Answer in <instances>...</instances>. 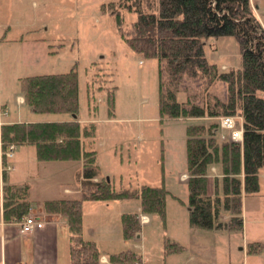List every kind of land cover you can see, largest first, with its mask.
Returning <instances> with one entry per match:
<instances>
[{
    "label": "rangeland",
    "instance_id": "374dc122",
    "mask_svg": "<svg viewBox=\"0 0 264 264\" xmlns=\"http://www.w3.org/2000/svg\"><path fill=\"white\" fill-rule=\"evenodd\" d=\"M116 0H0V118L53 121L72 118L68 112L32 111L21 95L20 78L39 73L64 72L74 67L77 78V111L80 120H92L99 171L115 188L140 183L167 189L164 218L155 212H141L137 199L111 200L109 206L86 207L85 222L96 217L93 231L101 254L128 248L143 253L142 264H264V166L258 171V190L243 195L242 229L197 228L188 223L185 126L217 121L218 116L160 117L157 113V60L135 53L120 36L114 17L102 4ZM256 16L264 29V0H253ZM122 27L128 28L135 13L121 9ZM206 61L218 70L240 66L239 45L232 35L202 38ZM99 84L104 87L97 89ZM115 85L113 114H108L105 87ZM185 87L197 98L215 92L223 96L224 86L215 81L209 87L201 79L188 78ZM178 101L187 98L181 87ZM95 107V109L93 108ZM19 113V115H17ZM6 114V115H5ZM216 135L228 138L229 129L217 126ZM12 150V149H11ZM72 161L74 171L78 162ZM214 167V171H211ZM220 185L218 164L208 167V191L212 177ZM77 177L69 182L79 187ZM74 194H76L74 192ZM79 194L74 195L77 197ZM147 216L141 235L121 236L120 211ZM228 210L221 209L223 214ZM228 218V217H227ZM95 222V221H94ZM178 241L184 247L164 252L163 240ZM124 241V243H123ZM258 241L255 251L246 242ZM95 242V243H96ZM141 244L138 248L135 244Z\"/></svg>",
    "mask_w": 264,
    "mask_h": 264
},
{
    "label": "trees",
    "instance_id": "16d2710c",
    "mask_svg": "<svg viewBox=\"0 0 264 264\" xmlns=\"http://www.w3.org/2000/svg\"><path fill=\"white\" fill-rule=\"evenodd\" d=\"M113 17L120 36L139 56L157 60V113L160 117H202L239 114L241 141L216 135L217 121L185 126L186 187L188 223L209 229H242V196L258 190V171L264 166V29L249 0H116L102 4ZM121 9L135 13L128 28L122 27ZM232 35L238 42L240 66L218 70L206 61L202 38ZM201 79L208 87L215 81L224 86L223 96L196 97L185 87L186 79ZM104 87L99 84L96 88ZM181 87L187 98L178 101ZM23 101L33 111H77V78L74 67L64 72L39 73L20 78ZM115 85L105 87L108 114H113ZM95 109V107H93ZM94 121L80 123L75 117L53 121H12L0 123V148L29 143L38 160H81L79 195L45 199L44 212L58 213L68 229L69 264H131L136 254L130 250L110 253L101 261L94 240L82 236L81 205L85 200L137 199L141 212H155L164 218L162 185L140 183L115 188L100 175L93 149L84 140L94 136ZM220 168V185L212 178L213 192H207V170ZM1 218L16 222L28 213V186L1 184ZM228 210L226 220L220 210ZM121 236L127 239L139 230L136 212L120 214ZM258 241L246 242V251H255ZM165 237L164 252L179 248Z\"/></svg>",
    "mask_w": 264,
    "mask_h": 264
},
{
    "label": "crops",
    "instance_id": "0c3cea01",
    "mask_svg": "<svg viewBox=\"0 0 264 264\" xmlns=\"http://www.w3.org/2000/svg\"><path fill=\"white\" fill-rule=\"evenodd\" d=\"M249 2L253 12L255 13L253 0H249ZM17 100L22 101V95H17ZM17 115H19V113H17ZM75 118L80 123L86 122L84 120L78 119L76 117V114ZM58 120L68 119L64 118ZM12 121H37V119L25 120L20 118V115L13 120H1L0 118V123ZM83 142L85 144L83 145L84 148L92 149L89 146L90 144L88 140L85 139ZM11 149L12 150L10 156H5L4 151L6 149L1 150L0 148V195L2 182L15 184L25 183L28 186V200L30 203L28 213L36 216L39 220H41L42 226H35L27 231L20 232L16 223L17 221L4 222L1 218L0 196V264H69L68 229L65 218L58 213L44 212L42 202L45 199L75 197L74 195L79 194L78 185L77 188H73V185L69 181L74 179L75 175V177H77L78 179L77 182L79 183L81 160H76L78 162V169L77 171H74L71 167L72 161L70 160H38L36 158L35 149L32 144H15ZM211 171H214V167H211ZM100 175L102 174L100 173ZM184 176L186 175H183V177ZM208 177L209 176H207V192L209 194H212L213 186L212 191H208ZM108 180H110V178ZM74 192L76 194H74ZM110 202L112 201L85 200L82 202V236L84 238L92 239L96 242L94 234H92L93 231L96 230V227H94L92 224H98V219L96 217L91 218L94 219L95 222L91 221L89 224L88 222H85L84 218L86 214V207L96 209L97 207H99V205L103 204L105 206H109ZM122 212L125 211H120L118 215H120ZM140 215H144V213H141ZM140 215L138 216L140 225L148 222V218L146 215H144L146 216V221H141ZM227 215V213L223 214L221 218L226 220L228 217ZM140 235L141 231L139 230L134 233L135 238H139ZM175 242L178 243V241ZM179 245L180 246L178 249L184 247L181 244ZM135 246L138 248L142 247L139 243L135 244ZM125 249L126 248H119L118 250H113L111 253ZM178 249H176V251H178ZM99 252L100 259L102 258L107 261V256L110 253L104 252L101 254L100 250ZM136 257V261H138L139 264H142L141 261L144 258L143 253L141 251L139 253H136Z\"/></svg>",
    "mask_w": 264,
    "mask_h": 264
},
{
    "label": "built area",
    "instance_id": "2783aa9c",
    "mask_svg": "<svg viewBox=\"0 0 264 264\" xmlns=\"http://www.w3.org/2000/svg\"><path fill=\"white\" fill-rule=\"evenodd\" d=\"M218 126L221 128L229 129L228 139L233 142L241 141V116L239 114H226L218 116ZM223 135H221L220 139H224ZM13 144H9L6 150L4 151L5 156H10L11 148ZM186 177V176H184ZM141 221H146V216L140 215ZM18 229L20 232L27 231L33 227L42 226V221L39 220L36 216L27 213L17 222ZM100 259V258H99ZM101 261H105V259H100ZM131 264H139L138 261L134 260Z\"/></svg>",
    "mask_w": 264,
    "mask_h": 264
},
{
    "label": "water",
    "instance_id": "95a60500",
    "mask_svg": "<svg viewBox=\"0 0 264 264\" xmlns=\"http://www.w3.org/2000/svg\"><path fill=\"white\" fill-rule=\"evenodd\" d=\"M71 115H72L73 117H75V113H71ZM105 178H106V180H108V177H107V176H105Z\"/></svg>",
    "mask_w": 264,
    "mask_h": 264
}]
</instances>
